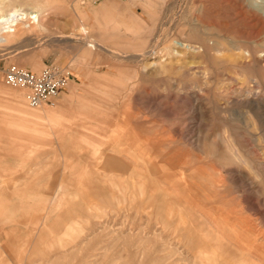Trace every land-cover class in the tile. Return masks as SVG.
Masks as SVG:
<instances>
[{"label":"rangeland","instance_id":"rangeland-1","mask_svg":"<svg viewBox=\"0 0 264 264\" xmlns=\"http://www.w3.org/2000/svg\"><path fill=\"white\" fill-rule=\"evenodd\" d=\"M1 1L0 264H264V0Z\"/></svg>","mask_w":264,"mask_h":264},{"label":"built area","instance_id":"built-area-1","mask_svg":"<svg viewBox=\"0 0 264 264\" xmlns=\"http://www.w3.org/2000/svg\"><path fill=\"white\" fill-rule=\"evenodd\" d=\"M68 74L65 69L57 66L47 67L38 74L12 67L5 71L4 78L7 84L25 89L28 103L37 107L67 87Z\"/></svg>","mask_w":264,"mask_h":264},{"label":"bare ground","instance_id":"bare-ground-1","mask_svg":"<svg viewBox=\"0 0 264 264\" xmlns=\"http://www.w3.org/2000/svg\"><path fill=\"white\" fill-rule=\"evenodd\" d=\"M1 1V0H0ZM3 1V0H2ZM1 1V2H2ZM3 9V2L0 3V12ZM241 10V9H240ZM34 12H28L25 11L23 8H21L18 5L12 6L9 10H7L6 14H3L0 16V32L1 35L3 37V39L5 40V38L8 37H13V35L15 34L14 28L16 27L17 24H21V25H26L27 23H29V21L33 20L35 21L36 17L40 14V8H36L33 10ZM244 12V11H243ZM242 13V12H241ZM244 14V13H243ZM256 15V14H254ZM253 15V16H254ZM252 16V17H253ZM258 18V16H257ZM259 19V18H258ZM250 21V20H249ZM258 22V20H257ZM255 25V24H254ZM253 26V25H252ZM37 27V26H36ZM39 28V26H38ZM256 29V26L255 28ZM83 32H85V28L81 29ZM257 34L261 35L264 32V25L262 23L259 24V26L257 27ZM263 35V34H262ZM262 45V44H261ZM260 45V46H261ZM234 50V49H233ZM242 52V51H241ZM251 54V53H249ZM239 55V54H238ZM237 55V56H238ZM256 55L252 56L254 58ZM264 56V55H263ZM239 58V57H238ZM251 58V56H250ZM264 58V57H263ZM262 60V59H261ZM160 61V60H159ZM154 62V61H153ZM259 63V62H258ZM152 65V64H151ZM43 105V104H41ZM40 105V106H41ZM142 186V185H141ZM140 186L139 188V194H143L144 193V189ZM221 230V229H220ZM219 231V230H218ZM221 235V234H220Z\"/></svg>","mask_w":264,"mask_h":264},{"label":"crops","instance_id":"crops-1","mask_svg":"<svg viewBox=\"0 0 264 264\" xmlns=\"http://www.w3.org/2000/svg\"><path fill=\"white\" fill-rule=\"evenodd\" d=\"M70 89H73V87H71ZM16 105H17V103L13 105L14 107L12 109L10 108L11 111L13 110L16 113V116L12 117V119H11L12 122L10 120L11 123L20 124L22 122L29 121V119L32 118L31 116H34L33 115L34 111H30V110H28L25 107H21L20 105L16 106ZM101 160H102V158H101ZM124 163H125V161L124 160H120V159L113 160V162H105L106 169H105V173L104 174H109V172H120V173L122 172L123 173V172L131 169L130 167H132V163L133 162L129 163V164L128 163L124 164ZM113 175L117 179H119L118 178V176H119L118 174H113ZM60 184L61 183L59 182V185Z\"/></svg>","mask_w":264,"mask_h":264}]
</instances>
